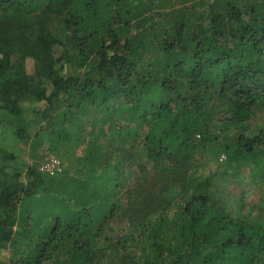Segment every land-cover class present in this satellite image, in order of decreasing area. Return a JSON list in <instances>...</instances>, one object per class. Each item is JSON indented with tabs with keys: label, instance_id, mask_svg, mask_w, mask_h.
I'll list each match as a JSON object with an SVG mask.
<instances>
[{
	"label": "trees",
	"instance_id": "16d2710c",
	"mask_svg": "<svg viewBox=\"0 0 264 264\" xmlns=\"http://www.w3.org/2000/svg\"><path fill=\"white\" fill-rule=\"evenodd\" d=\"M259 114L264 0H0V124L83 146L55 176L1 155L0 264H264ZM220 157L247 213L198 169Z\"/></svg>",
	"mask_w": 264,
	"mask_h": 264
},
{
	"label": "rangeland",
	"instance_id": "374dc122",
	"mask_svg": "<svg viewBox=\"0 0 264 264\" xmlns=\"http://www.w3.org/2000/svg\"><path fill=\"white\" fill-rule=\"evenodd\" d=\"M27 72L30 75L35 73V61L27 60ZM47 87V86H45ZM264 126V114H259L252 123V132H256L258 127ZM35 130H29V138L20 140L16 136V130L13 124L9 121L0 124V164L5 163L1 159V155H12L13 161H9L10 165L24 172L29 167L36 168L39 172L43 163L48 159L56 158L61 162L62 169L71 168L74 170L78 166L83 156L82 143H76V139L70 146H60L57 141L41 142L35 137ZM206 176L215 178L214 190L215 196L219 197L222 202H229L233 205L231 199L241 205H245L244 213H247L252 206L258 205L262 198V192L259 186L254 185L250 179L249 169H241L237 171L227 167L224 157L215 162H207L201 164L200 168ZM41 174H43L41 172ZM114 227V226H113ZM126 224L120 228L124 229ZM116 228V227H115ZM19 230V229H18ZM25 247L19 244V240H14V243L2 253L1 256L9 259H14V251H23Z\"/></svg>",
	"mask_w": 264,
	"mask_h": 264
},
{
	"label": "built area",
	"instance_id": "2783aa9c",
	"mask_svg": "<svg viewBox=\"0 0 264 264\" xmlns=\"http://www.w3.org/2000/svg\"><path fill=\"white\" fill-rule=\"evenodd\" d=\"M40 171L48 176H55L62 172L61 162L56 158L48 159L42 164Z\"/></svg>",
	"mask_w": 264,
	"mask_h": 264
}]
</instances>
